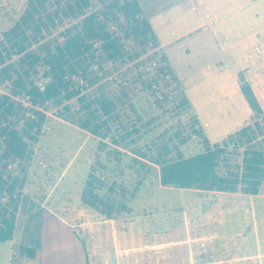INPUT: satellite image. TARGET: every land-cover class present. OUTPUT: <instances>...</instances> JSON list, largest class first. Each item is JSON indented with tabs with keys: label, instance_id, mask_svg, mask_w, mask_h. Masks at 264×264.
<instances>
[{
	"label": "rangeland",
	"instance_id": "1",
	"mask_svg": "<svg viewBox=\"0 0 264 264\" xmlns=\"http://www.w3.org/2000/svg\"><path fill=\"white\" fill-rule=\"evenodd\" d=\"M176 1L179 0H158L155 5L157 8H167ZM183 3H186L183 6L185 14L194 15L197 17L196 23H201L204 18L202 7L194 0H186ZM192 6L196 7L195 11L191 10ZM252 10L257 11L259 16L249 18L250 14H248L249 17L225 18L223 16L222 18L224 19L222 29L231 30L232 35L225 39L232 46L231 48L236 50L235 57L223 46L224 39L221 37L218 39L225 56L222 62L231 63V68L228 70L239 71L241 57H237L238 55H243L244 60L249 58L244 77L254 81L255 95L264 111V2ZM16 13L15 10L2 15L0 34L6 28L7 20H13ZM68 24L69 21L66 20L54 31V35L60 40H62L60 32ZM218 24L219 19L208 31L199 30V33L210 34L219 28ZM254 31L258 34L256 37L248 36ZM128 46L130 50H133L130 55H127L129 60L135 53H141L143 50L142 45L132 39ZM211 62L220 64L221 61L201 58L199 64L206 66ZM111 93L117 97V103L119 102L121 108L118 114L111 116L108 123L118 124L120 131L116 129L114 132L109 126L110 130L106 134L109 136V141L114 140L113 142H117L120 148L105 145L103 147L105 149L100 153L98 148L101 147L102 141L98 139L99 136L88 131L91 133L89 135L79 126V128L75 127L77 125L72 122L70 123L73 125H70L57 119H49L50 130L30 143L32 149L30 159H24L21 164L13 167L17 170L14 178H18L17 188L20 195L22 194L18 208L15 209L18 221L17 236H23L24 230L28 235L29 220L38 215L39 207L50 191L48 205L69 204L76 209L81 208L82 199L80 198L85 182L88 174L92 173L104 181V185L100 188L101 196L125 206L133 203L134 214L140 213L143 209L153 213L161 209L160 200H164L162 202L166 210L163 214L165 219L163 231L159 223L161 218L158 222L155 218L136 222L140 228L147 223H150V227L156 226L149 228V233L145 234V237L150 240L156 235L167 241L182 240V245L168 247L165 250V264H264V256L262 258L256 256L254 258L257 259L254 261L250 260L251 257L239 258L264 252V205H260L259 200L253 204L251 199L246 198L240 207H235L231 212L225 211L211 220L197 221L195 217L197 210L189 204V200H194L190 196H198V194L179 191L166 193V191H159L155 186V176L158 174L156 167L151 163H154V159H158L160 153L168 151V157L174 159L177 157V151L186 156L197 152L196 148L189 143L191 139L186 127L189 123L188 115L181 110L171 114L165 105L153 102L147 93L139 94L132 88ZM78 102V99H74L71 106H75ZM85 104L83 103L82 107ZM81 110L75 113L69 112L70 120L86 116V112ZM251 122L254 123V118ZM260 125L263 126V120H260ZM103 130L106 131V128ZM228 152L232 154L233 163L220 162L218 169L222 174L230 170L237 171L241 166V156L233 150ZM144 178H147L148 183H145L142 188L140 183ZM136 187H140L141 190L132 200ZM201 197V199L213 198L206 193H202ZM175 198H180L182 201L178 208L171 210L172 201L174 202ZM203 205L206 206V203ZM127 212L128 210L118 207L113 214L117 221L124 224L131 220V214ZM109 230L110 227L102 230L106 242L109 241ZM195 235H198L199 239L190 240V236ZM138 237L140 239L142 236L138 235ZM137 242L139 240L134 237L133 243L137 244ZM20 246L21 244L17 246L18 250ZM136 255L133 256L132 264L159 263L157 256L148 258L141 254ZM8 256L9 243H1L2 264L8 261ZM103 256L105 255L100 252L97 257L92 258L91 264H117L115 258L108 259ZM160 264H163V260Z\"/></svg>",
	"mask_w": 264,
	"mask_h": 264
},
{
	"label": "crops",
	"instance_id": "2",
	"mask_svg": "<svg viewBox=\"0 0 264 264\" xmlns=\"http://www.w3.org/2000/svg\"><path fill=\"white\" fill-rule=\"evenodd\" d=\"M6 1L13 6V11L15 12L16 10L17 13L14 15L13 20H7L5 30L19 19L28 0ZM138 1L143 11L142 17L150 23L155 41L162 48L168 64L176 77L179 111L181 110L188 115L189 122L191 124L194 122V126L192 124L194 131L196 133L199 132L196 139L190 136L191 140L189 143L197 150L192 155L204 151L206 145L211 147L216 144L222 145L236 131L251 124L253 112L240 88L241 78H245L244 76L246 75L245 69L249 58L244 60L242 59L243 55H238L237 57H241L239 58L241 63L239 71L228 70L231 68V63L222 62L225 56L218 37L224 39L223 46L235 57L236 50L232 49V46L225 39L230 36L231 30L229 28L224 30L221 26L224 20L222 19L223 16L225 18H242L250 14L249 18L257 17L259 13L252 10V8L256 9L264 0H194L202 7L204 18L199 24L196 23L197 17L192 14L190 16L185 14L186 11L183 6L186 3L183 2H186V0L176 1L167 8H157L155 4L158 0ZM247 8L250 9L247 10ZM191 10L195 11L196 7L192 6ZM4 14L5 12L1 14V17ZM217 19H219L218 29L210 34L199 33V30L208 31L216 23ZM256 35L258 34L255 31L248 34L251 37H256ZM211 57L214 60L221 61L220 64H215L214 62L208 63L206 66L199 64L201 58L212 59ZM215 66H220L222 70H218ZM225 70L226 72L224 73ZM245 80L250 83L255 93L254 81L246 78ZM113 97L115 104L118 105L117 97L114 95ZM119 108L121 107L118 105L110 114L104 115L105 118L118 114ZM67 124L73 125L71 123ZM116 125L118 124L109 125L114 132ZM75 127L79 128L78 126ZM85 131L88 132L87 130ZM88 134L90 135L91 133L88 132ZM98 139L102 141L100 142L101 147L99 146L100 148H98L100 153L105 149L103 148L105 145H108L107 147L120 148L117 142H113L114 140L110 139L109 141V136H99ZM239 149L242 150L241 148ZM233 151L239 153L238 149ZM178 153L181 152L177 151ZM183 156L188 157L186 155ZM230 161L232 162L233 160L230 159ZM240 162L242 163V156ZM151 164L157 169L158 176H155V186L159 191L198 194V196H190L194 200H189V204L197 210L195 213L197 221L202 219L211 220L225 211L231 212L235 207H240L246 198L251 199L253 204H256L259 200V204L264 205V179L256 194L243 193L240 190L226 192L193 188L182 189L163 186L160 181L159 166L155 163ZM145 183H148L147 178L142 179L140 183L142 188ZM140 190V187H138L132 200L138 195ZM50 192L45 195L39 207L38 215L29 220L27 225L28 235L27 231L24 230L23 236H17L18 221L16 218L13 239L0 242V245L1 243H9L8 261L3 264H91L92 258L97 257L100 252L105 255L103 256L105 258H115L117 264H128V262L132 264L135 254H137L136 256L141 254V256H147L148 258L157 256L158 264L162 260L163 264H165V250L168 247L182 245L181 239L167 241L160 239L157 235L150 240V238L145 237V234L149 233V228H155L156 226L150 227V223H147L143 228H140L136 222L152 218L157 219L158 222L159 218H161L159 223L162 227H159L163 231L165 228L163 214H165L166 210V206L163 203L164 200H162L163 202L160 200L161 209H157L153 213L143 209L140 213L134 214L133 203L126 206L127 213L131 214V220L121 224L115 217L109 218L105 214L104 216L100 211L90 208L88 205L87 207L81 200V208L79 209L69 204L61 206L48 205ZM202 193L210 194L213 198L201 199ZM21 197L22 194L19 200ZM80 199H82V196ZM180 201L182 199L175 198V201H172L171 210L178 208L179 204H181ZM18 203L15 205L12 214H17L15 209L17 210ZM204 203H206V206L203 205ZM31 213H33L32 210ZM107 227H110L108 242L104 240L105 236L102 233V230ZM138 235L142 237L139 239ZM133 236L136 240H139L137 244L133 243ZM198 239V235L190 236V240L195 241ZM19 244L21 246H34L36 248L34 256L29 257L19 254L17 251ZM191 244L195 243L191 242ZM256 256H261L262 258L264 252L239 258L251 257L250 260L254 261L257 259L254 258ZM0 264H2L1 261Z\"/></svg>",
	"mask_w": 264,
	"mask_h": 264
},
{
	"label": "trees",
	"instance_id": "3",
	"mask_svg": "<svg viewBox=\"0 0 264 264\" xmlns=\"http://www.w3.org/2000/svg\"><path fill=\"white\" fill-rule=\"evenodd\" d=\"M142 15L138 0H28L19 19L0 34V89H7L11 93L28 89L35 102L44 96H59L68 86L63 80V75L67 70L74 71L76 66H82L94 38L99 37L104 41L103 47L109 58L116 60L126 54L120 37L111 38L106 31L107 20L119 21L120 16H123L127 22L123 27L125 37L133 39L143 47L148 40L155 39L150 23ZM66 20L69 24L60 32V40L54 35V31ZM41 55L44 62L50 66L51 72L44 94L29 87L31 75L36 71ZM139 55L137 52L130 59ZM162 60L166 63L165 68L173 72L165 55ZM240 88L253 112V125H246L236 131L222 145H206L204 151L195 155L184 157L182 153H178L173 159L168 157V151L160 153L158 159L153 162L159 166L163 186L226 192L240 190L248 194L258 192L264 179V111L252 86L245 78H241ZM77 93L68 92L66 97L72 99ZM113 95L107 93L95 101L86 103L81 108L82 112H86V116L70 122L97 136H107L111 117H102L110 114L119 105L115 104ZM77 99L82 101V98ZM61 101L58 100L59 103ZM13 111H18V108L9 100L8 95L0 93V136L5 137V150L0 153V191L4 187L11 191L17 187L18 178L9 183L11 176L8 167L11 158L30 159L32 153L30 144L24 139V134H28L26 129L20 134L19 130L7 124L3 125ZM39 115L42 119V114ZM260 120H263L262 127ZM192 124L194 126V122ZM27 125H31L30 121ZM103 128H106V131ZM32 139L35 140L36 137L32 136ZM232 140L236 141L239 150L237 153L242 156V163L237 171L230 170L222 174L218 168L220 162H231L232 154L225 146ZM103 185V180L89 173L82 201L111 218L118 207L125 209L126 206L101 196L100 188ZM137 189L138 187L135 191ZM16 218V215L12 214L0 224V242L13 239ZM17 251L21 255L33 257L36 248L22 245Z\"/></svg>",
	"mask_w": 264,
	"mask_h": 264
},
{
	"label": "built area",
	"instance_id": "4",
	"mask_svg": "<svg viewBox=\"0 0 264 264\" xmlns=\"http://www.w3.org/2000/svg\"><path fill=\"white\" fill-rule=\"evenodd\" d=\"M12 11L13 6L8 1L0 0V17L2 13H11ZM105 24L106 31L111 38L120 37L126 52L123 57L116 60L109 58L103 47L104 41L97 37L91 41L90 50L85 54L82 66H76L74 71L67 70L63 75V80L67 82L68 86L61 91L59 96L55 98L44 96L40 101L35 102L28 89L17 93L0 89V93L8 95L9 100L18 108V111H13L8 116L3 125L7 124L19 130L20 134L22 130L26 129L28 134H24V139L30 144L33 141L32 136H42L50 130L49 119L70 123L68 113L80 111L83 103L95 101L104 94L128 88L134 89L139 94L147 93L153 102L165 105L171 114L179 112L177 80L174 73L165 68L166 63L162 60L163 50L157 45L155 39L148 40L144 47L142 46L143 50L140 55L129 60L127 55H130L133 50H130L131 48L128 46L131 38L125 37L123 27L127 24L126 19L120 16L119 21L107 20ZM42 57L41 55L36 65V71L31 75L29 87L36 88L44 94L51 72L50 66L44 62ZM215 68L222 70L220 66H215ZM71 91L78 93L72 99H67L66 94ZM77 98H82V101L71 106L72 101ZM59 99L62 100L60 103ZM39 114H42V119ZM103 117L105 118V116ZM28 121L31 124L29 126L27 125ZM186 127L193 139L198 138L190 122ZM115 129L120 131L119 125H116ZM4 138V136H0V153L5 150ZM225 148L227 151L237 149L236 141H230ZM23 160L11 158L8 167L11 176L9 183L17 175V170L13 167L21 164ZM19 198L20 192L17 187L12 191L8 187H4L0 191V224L11 216Z\"/></svg>",
	"mask_w": 264,
	"mask_h": 264
}]
</instances>
